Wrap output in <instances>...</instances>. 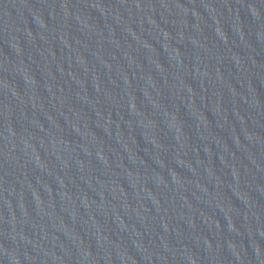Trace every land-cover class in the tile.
Returning a JSON list of instances; mask_svg holds the SVG:
<instances>
[{
	"label": "water",
	"instance_id": "1",
	"mask_svg": "<svg viewBox=\"0 0 264 264\" xmlns=\"http://www.w3.org/2000/svg\"><path fill=\"white\" fill-rule=\"evenodd\" d=\"M0 264H264V0H0Z\"/></svg>",
	"mask_w": 264,
	"mask_h": 264
}]
</instances>
